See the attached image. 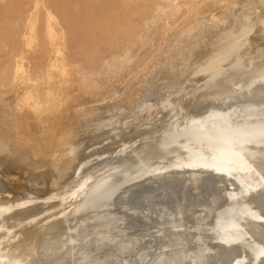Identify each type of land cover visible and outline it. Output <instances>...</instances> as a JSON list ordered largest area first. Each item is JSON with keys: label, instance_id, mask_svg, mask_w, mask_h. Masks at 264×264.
Listing matches in <instances>:
<instances>
[{"label": "water", "instance_id": "1", "mask_svg": "<svg viewBox=\"0 0 264 264\" xmlns=\"http://www.w3.org/2000/svg\"><path fill=\"white\" fill-rule=\"evenodd\" d=\"M199 21L166 120L67 162L0 152V264H264V0Z\"/></svg>", "mask_w": 264, "mask_h": 264}, {"label": "rangeland", "instance_id": "2", "mask_svg": "<svg viewBox=\"0 0 264 264\" xmlns=\"http://www.w3.org/2000/svg\"><path fill=\"white\" fill-rule=\"evenodd\" d=\"M5 1L7 0H0V3H4ZM23 1L29 3L30 6H33L32 15L36 17V19L32 17L34 18V20L31 17V20L30 18L26 19V22L29 25L26 22L24 23V25L25 27H30L31 25L35 24V27L33 26L34 30L33 28H30V30L29 27L25 28L28 47L25 44L26 40L22 39L21 43L18 45V48H14L15 51H18L20 47V50L23 49L20 52V54L23 52L21 54V57L19 56L20 50L18 51V53L15 52V60H17L16 62L18 63V65L17 63L16 65H20V74L16 75L15 72H17L18 69L16 66V70H14L15 68H13V70L10 71V74H8V76L10 77L7 76L8 79L5 80L8 82H3L4 76L7 75V71H0L2 73H0V80L2 78V82L0 81V137L3 133L5 137H7V135L10 133V137L8 136L6 140H8V142L11 144V141H13L11 136H13L16 132V128L14 125L16 118L15 115H13L8 110V107L10 105L9 103L17 102L19 100V94L24 93L27 90L40 89L41 91H46V88L48 89L50 87L58 94V96L52 101V104L56 106V110L51 112L50 114L51 118L53 117L57 120L55 119V121L53 119H50V126H48V128L50 127L52 131L57 130V132H60L58 130H60L59 128H61L60 133L65 134L64 138L66 139H64L65 145L62 144L61 147L55 148L52 146L51 148H41V150L39 149V151L35 152L36 154L34 153L32 159H28L25 162L40 165L65 162L69 160L73 155H75L81 148L108 141L112 136H124V134L134 132L139 130L140 128L152 125V123L155 122L154 120H156L158 116L162 117V115L164 113L166 114L168 110H173L177 105H181L185 97L191 96L196 66L195 60L197 53L196 48L200 24L199 19L201 12V2H203L204 0H199L200 2L198 5V10L197 8H195L196 10H194L193 6H191L189 3L184 4L182 0L181 1L183 3H181V1H178L179 3H181V6L179 10L175 11H171L169 9L171 8V6L175 7V2L177 0L160 1L162 4H160L159 0H146V2H142V0H133V2H129L131 3L129 8H121V6H119L113 0H94L93 5L89 7L90 10L92 9V11H94L95 13L98 10H101L102 12H99L100 15L97 12L95 16V13L91 11V16L88 15L90 13L88 9L87 13L86 11H84L85 13L82 12L81 15H78L79 19H77L80 23V30L77 31V34L71 33V27H69L70 24H68L71 23V20L67 19L69 21L68 22L66 18H68V15H70L68 13H72L73 9H77L76 12L81 11V4H76L73 1L64 4L63 1L60 0H43V4H41V0H39L40 3L38 0ZM35 1H38V4L36 3L37 5H34ZM108 1H112V3ZM57 2H61V4H63L58 5ZM70 3L72 7L70 6ZM97 3L98 5H96ZM109 3L111 5H109ZM167 3H169V6ZM102 4L103 6H101ZM144 4L146 5L144 6ZM38 5L39 7L36 8ZM43 5L45 6L46 11L45 8H43ZM108 5L110 6L109 8H102L105 6L108 7ZM60 6H65L66 9H68L65 10L64 7H61V9ZM146 6L147 8H149V11L147 10ZM95 7H98V10H96ZM143 7H145L146 10H143ZM161 7L163 9H160ZM52 8L55 9L53 10ZM58 8L59 10L61 9L59 12L61 15L58 13ZM110 8H114L113 10L115 14H113L114 12H112L113 10H111ZM104 9L106 11H103ZM161 10L164 11L162 12ZM166 10H168V12ZM142 11L146 13H143ZM138 12L140 13L139 15H137ZM97 14L100 17L102 16V19L97 18ZM56 16L59 17V21ZM89 16H91L92 19L88 18ZM124 17H128L129 19ZM140 17L142 18V20L140 19ZM95 18L97 19V21L95 20ZM133 18L136 21L133 20ZM64 19L67 21V24H65L66 21ZM91 20H93L94 22H92ZM47 21L49 22L47 23ZM95 21L99 22L96 23ZM58 23L60 24L61 28H59V26L55 27L59 25ZM121 25L123 26L122 31L121 29H119ZM128 27H130L129 29L131 30V32L134 27L132 35ZM44 28L46 29V31L44 30ZM49 29H51V31ZM53 29H58L59 31ZM116 30H119L121 34ZM31 31H34V33ZM128 33L129 36H127ZM11 34H9L7 29H3L1 32V55V50H3V47L7 46L8 44L9 46H15L13 43V38H15L16 36H11ZM117 34L120 35L118 36ZM29 36L31 39L29 38ZM54 36H58L59 39L57 37L55 38ZM62 38L64 43L62 44L63 46H60L59 40L62 43ZM29 44H31V46H29ZM59 46L62 49H60ZM56 47H59V51L58 49H56ZM42 51L45 54L47 53L48 57L46 56L47 54H42ZM47 51L50 54L53 52L52 55H50ZM61 53L62 55H59ZM1 55L0 62H3V60L5 59L11 60L8 56ZM23 57L25 60L23 59ZM19 59L21 61H19ZM34 59L37 62H35V64ZM13 60L14 59L12 58V61ZM55 60H57L58 62ZM59 60L62 64L59 62ZM20 62L25 67H23ZM42 62L45 64V66H43L44 64ZM36 64L39 67L36 68ZM69 70L71 71L69 72ZM3 72L6 74H3ZM47 73H51V81L47 79ZM57 73L59 74L57 75ZM44 81L45 84L43 83ZM47 81L48 83H46ZM13 82L15 85L13 84ZM40 82H42L43 85H41ZM62 82L63 86L67 84L65 86L66 88L68 87L67 90L65 87L64 90L61 86ZM7 84L9 85V88ZM29 84L32 88H30ZM39 84L42 87H40ZM38 85L40 88L38 87ZM54 85L58 86V90ZM59 86L61 88V92H59ZM42 88L45 89L43 90ZM62 89L65 93L62 91ZM3 93L5 94V96ZM61 94L63 95V97L61 96ZM3 98L5 99V102ZM5 115L7 118L4 117ZM57 116L60 117L58 118ZM35 122L37 124H35ZM51 122L56 123L53 124ZM30 124L35 125L33 126L35 130L27 133V136H30L28 140H31V138L35 140L36 136H38L36 132H38L40 135L43 134V132L46 133L51 131V129L46 128V125L39 127L40 125L38 124L37 120H31ZM51 124L57 127L54 128ZM42 128L47 129V131L45 129L42 130ZM39 129H41V131L43 132H41ZM66 129L68 130L67 132ZM3 131H5L6 133ZM33 133H36L37 135ZM37 144L38 143H35V145ZM59 148L63 152L60 151ZM55 150L58 151L55 152ZM8 151L10 153L8 155L12 154L11 156L17 157V155L10 152V148L5 152V154H7ZM57 155L60 159L62 158L63 161L62 159L60 160Z\"/></svg>", "mask_w": 264, "mask_h": 264}, {"label": "bare ground", "instance_id": "3", "mask_svg": "<svg viewBox=\"0 0 264 264\" xmlns=\"http://www.w3.org/2000/svg\"><path fill=\"white\" fill-rule=\"evenodd\" d=\"M33 1V0H32ZM39 1V0H38ZM38 1H35L34 2V5L37 3L38 4ZM52 1V0H51ZM56 1V0H55ZM60 1H63V3L64 4H66L67 2H71V1H73L74 3H76V4H81V7H82V10L81 11H79V12H76V10H74L73 8H71V9H73L72 10V13H68V14H70V15H68V18H66V20L68 19V20H71V23H68V24H70V26L69 27H71V33H73V34H77V31L78 30H80V28H79V22H78V15H81V13L82 12H84V11H86V13H87V11H88V9H89V11H90V13L88 14V15H91L92 16V12H94V11H92V9L90 10V8L89 7H91L92 5H93V1L94 0H60ZM97 1V0H96ZM99 1V0H98ZM114 2H116L119 6H121V8H129L130 7V5H131V3H129V2H133V0H113ZM143 1H145L146 2V0H142V2ZM158 1V0H157ZM160 1H164V0H159V2ZM175 1V0H174ZM178 1H181V0H177L175 3H176V5L175 4H173V5H175V7L173 6H171V8L169 9V10H171V11H175V10H179L180 9V6H181V3H183L184 2V4L185 3H189L191 6H193V9L194 10H196L195 8H197V10H198V5H199V0H182L181 1V3H179ZM204 1H207V0H204ZM43 2V0H41V4H43L42 3ZM108 2H110V3H112V1H108ZM165 2H167V1H165ZM177 2H178V4H177ZM39 3H40V1H39ZM53 3H56V2H53ZM58 3V2H57ZM62 3V4H63ZM106 3H107V1H106ZM106 3H105V5H106ZM109 3V5H111ZM140 3V2H139ZM151 3H154V2H151ZM164 3V2H163ZM36 4V5H37ZM61 4V2L60 3H58V5H62ZM156 4H157V2H156ZM159 4V3H158ZM160 4H162L161 2H160ZM168 4V6H169V3H167ZM40 5V4H39ZM39 5L36 7V8H38L39 7ZM57 5V6H58ZM75 5V4H74ZM96 5H98V3L96 4ZM108 5V7L107 6H105V7H102V8H109L110 6ZM139 5V4H138ZM141 5V4H140ZM146 4H144V6H145ZM147 5H148V3H147ZM151 5H153V4H151ZM155 5V4H154ZM56 6V5H55ZM70 6H71V3H70ZM69 6V7H70ZM101 6H103V4L101 5ZM100 6V7H101ZM183 6V5H182ZM62 6H60V8H61ZM64 7V9L65 10H67L66 9V7L65 6H63ZM62 7V8H63ZM72 7V6H71ZM163 7V6H162ZM160 8V9H163V8ZM167 7V6H166ZM43 8H45V6L43 5ZM61 8V9H62ZM75 8V7H74ZM77 8V7H76ZM96 8V7H95ZM94 8V9H95ZM138 8H139V6H138ZM144 9L143 10H146L145 9V7H143ZM146 8H147V6H146ZM34 9H35V7H34ZM50 9V8H49ZM53 9V8H52ZM55 9V8H54ZM53 9V10H54ZM60 9V10H61ZM93 9V10H94ZM111 9V8H110ZM114 8H112L111 10H113ZM149 8H147V10H148ZM167 9V8H166ZM60 10H59V8H58V13L60 12ZM96 10H98V7L96 8ZM110 10V11H111ZM165 10V9H164ZM164 10H161L162 12L164 11ZM32 11H33V6L31 5H29V3H27V2H24L23 0H7V1H5L4 3L2 2V3H0V35H1V32H2V30L3 29H7L8 30V32H9V34H11L12 32V34H11V36H13V35H15L16 37L15 38H13L14 39V41H13V43H14V45L15 46H13V45H11V46H9V44L7 45V46H5V47H3V50H1L2 51V55L1 56H3V55H6V56H8L11 60H8V59H5V60H7V61H5V60H3V62H0V71L2 70H5V71H7V75L6 76H4V81L3 82H8V81H5L6 79H8L7 78V76H8V74H10V71L11 70H13V68H15L17 65H18V63L16 62L17 60H15V55H16V53L15 52H17L18 53V51L20 50V48L18 49V51H15L14 50V48L15 49H17L18 48V45L21 43V41H22V39H24V40H26V31H25V28H28L29 26H27V27H25V25H24V23L26 22V19H29L30 17L32 18V17H34L33 15H32ZM45 11H46V8H45ZM92 11V12H91ZM101 11V10H100ZM99 10L97 11L98 13L100 12ZM103 11H106L105 9L103 10ZM108 11V10H107ZM141 11V10H140ZM139 11V12H140ZM149 11V10H148ZM167 12H168V10H166ZM47 12H48V9H47ZM46 12V13H47ZM68 12V11H67ZM96 12V13H97ZM102 12V11H101ZM100 12V13H101ZM112 12H114V10L112 11ZM138 12V14L137 15H139L140 13ZM143 13H146V12H144V11H142ZM85 13V12H84ZM95 13V12H94ZM93 13V14H94ZM96 13H95V16H96ZM100 13H99V15H100ZM109 13V12H108ZM155 13V12H154ZM49 14V13H48ZM60 14V13H59ZM113 14H115V12L113 13ZM142 14V13H141ZM149 14V13H148ZM161 14V13H160ZM191 14V13H190ZM55 15V14H54ZM61 15V14H60ZM63 15V14H62ZM143 15V14H142ZM58 16V15H57ZM56 16V18H58V21H59V17H57ZM85 16V15H84ZM91 16H89L88 18H90V19H92V17ZM94 16V15H93ZM97 16H98V14H97ZM110 16V15H109ZM108 16V17H109ZM152 16V15H151ZM197 16V15H196ZM41 17V16H40ZM80 17V16H79ZM87 17V16H86ZM105 17V16H104ZM107 17V18H108ZM135 17V16H134ZM145 17V16H144ZM31 18H30V20H31ZM35 19H36V17H34ZM34 18H32L33 20H34ZM53 18V17H52ZM78 18V19H77ZM85 18V17H84ZM97 18H101L102 19V16L100 17V16H98ZM111 18V17H110ZM113 18H115V17H113ZM124 18H127V19H129L128 17H124ZM106 19V18H105ZM140 19L142 20V18L140 17ZM47 20V19H46ZM49 20H51V19H49ZM65 20V19H64ZM65 20V21H66ZM67 20V21H68ZM86 20V19H85ZM95 20L97 21V19L95 18ZM99 20V19H98ZM109 20V19H108ZM133 20H135L134 18H133ZM139 20V19H138ZM137 20V21H138ZM28 21V20H27ZM54 21V20H53ZM67 21H66V23L65 24H67ZM92 22H94L93 20H91ZM95 21V22H96ZM136 21V20H135ZM196 21V20H195ZM31 22V21H30ZM29 22V23H30ZM49 21H47V23H48ZM50 22H52V21H50ZM69 22V21H68ZM83 22V21H82ZM99 22V21H98ZM98 22H96V23H98ZM146 22V21H145ZM156 22V21H155ZM194 22V21H193ZM27 23V22H26ZM34 23H35V21H34ZM54 23V22H53ZM139 23V22H138ZM148 23V22H147ZM28 24V23H27ZM32 24H33V22H32ZM50 24V23H49ZM48 24V25H49ZM59 24V23H58ZM87 24H88V22H87ZM94 24V23H93ZM119 24V23H118ZM140 24V23H139ZM29 25V24H28ZM35 25V24H34ZM34 25H31L30 27H29V29L30 28H33V30H34ZM64 25V24H63ZM96 25V24H95ZM103 25V24H102ZM120 25V24H119ZM133 25H134V23H133ZM200 25V24H199ZM34 26V27H33ZM43 26V25H42ZM59 26V28H61L60 27V24L59 25H57V26H55V27H58ZM130 26H131V24H130ZM44 27V26H43ZM63 27H65V26H63ZM83 27V26H82ZM82 27H81V29H82ZM54 28V27H53ZM107 28V27H106ZM130 27H128V29H129ZM119 29H121V31H122V29H123V26L121 25L120 27H119ZM10 30V31H9ZM27 30V29H26ZM31 30V29H30ZM44 30L46 31V29L44 28ZM50 31H51V29H49ZM53 30H58V29H53ZM52 30V31H53ZM124 30H125V28H124ZM123 30V31H124ZM133 30H134V27H133ZM133 30H132V32H133ZM29 31V30H28ZM59 31V30H58ZM57 31V32H58ZM117 31V30H116ZM126 31H127V28H126ZM129 31L131 32V30L129 29ZM140 31V30H139ZM199 31V30H198ZM5 32V31H4ZM31 32H33L34 33V31H31ZM54 32V31H53ZM56 32V33H57ZM117 32H119V30L117 31ZM132 32H131V35H132ZM135 32V31H134ZM51 33V32H50ZM89 33V32H88ZM120 34H121V32H119ZM124 33V32H123ZM125 33H127V32H125ZM181 33V32H180ZM4 34V33H3ZM32 34V33H31ZM30 34V35H31ZM55 34V33H54ZM119 34V35H120ZM187 34V33H186ZM116 35V34H115ZM118 35V34H117ZM118 35V36H119ZM124 35V34H123ZM138 35V34H137ZM185 35V34H184ZM4 36H6V35H4ZM114 36V35H113ZM117 36V37H118ZM127 36H129V33H128V35ZM2 37V36H1ZM0 37V38H1ZM51 37V36H50ZM55 37V36H54ZM58 39H59V37L58 36H56ZM55 37V38H56ZM121 37V36H120ZM134 37V36H133ZM199 37V36H198ZM29 38H30V36H29ZM28 38V39H29ZM114 38V37H113ZM119 38V37H118ZM7 39V38H6ZM31 39V38H30ZM54 39V38H53ZM117 39V38H116ZM23 40V41H24ZM130 40V39H129ZM114 41V40H113ZM138 41V40H137ZM26 43V46L28 47V40H26L25 41ZM30 42H31V40H30ZM33 42V41H32ZM35 42V41H34ZM127 42V41H126ZM5 43V42H4ZM3 43V44H4ZM38 43V42H37ZM64 42H63V38H62V43L60 42V40H59V44H60V46L63 44ZM106 43V42H105ZM198 43V42H197ZM7 44V43H6ZM43 44V43H42ZM104 44V43H103ZM107 44V43H106ZM105 44V45H106ZM115 44V43H114ZM124 44V43H123ZM138 44H140V43H138ZM29 46H31V44H29ZM43 46V45H42ZM57 46V45H56ZM59 46V47H60ZM63 46V45H62ZM109 46V45H108ZM38 47H39V45H38ZM58 47V48H59ZM117 47V46H116ZM126 47V46H125ZM25 48V47H24ZM30 48V47H29ZM57 47H56V49H58ZM99 48V47H98ZM102 48V47H101ZM111 48V47H110ZM1 49V48H0ZM31 49V48H30ZM33 49V48H32ZM55 49V48H54ZM60 49H62L61 47H60ZM21 50H23V49H21ZM21 50L19 51V54H20V52H21ZM24 50H26V49H24ZM52 50V49H51ZM76 50V49H75ZM98 50V49H97ZM57 51V50H56ZM58 51H59V49H58ZM96 51V50H95ZM100 51V50H99ZM37 52V51H36ZM35 52V53H36ZM43 52V51H42ZM48 52V51H47ZM67 52V51H66ZM107 52V51H106ZM127 52V51H126ZM23 53V52H22ZM21 53V54H22ZM29 53H30V51H29ZM34 53V52H33ZM49 53V52H48ZM53 53V52H52ZM52 53L50 54V55H52ZM54 53H56V52H54ZM58 53V52H57ZM95 53V52H94ZM21 54L19 55L20 57H21ZM42 54H45L44 52L42 53ZM47 54V53H46ZM45 54V55H46ZM80 54V53H79ZM98 54V53H97ZM197 54V53H196ZM25 55V54H24ZM23 55V56H24ZM27 55V54H26ZM40 55H41V53H40ZM59 55H62V53L61 54H59ZM58 55V56H59ZM81 55V54H80ZM80 55H78V56H80ZM17 56H18V54H17ZM47 57H48V54L46 55ZM57 56V55H56ZM77 56V57H78ZM19 57V58H20ZM26 57V56H25ZM41 57V56H40ZM54 57H55V55H54ZM74 57V56H73ZM12 58L14 59L13 61H12ZM27 58V57H26ZM59 58H61V57H59ZM92 58V57H91ZM21 59V58H20ZM19 59V61H21ZM23 59H24V57H23ZM29 59V58H28ZM56 59H58V58H56ZM81 59V58H80ZM25 60V59H24ZM46 60V59H45ZM48 60H49V58H48ZM48 60H47V62H48ZM68 60V59H67ZM66 60V61H67ZM55 61H57V60H55ZM87 61V60H86ZM94 61V60H93ZM35 62H36V60L34 59V64H35ZM58 62V61H57ZM59 62H60V60H59ZM16 63H17V65H16ZM37 63V62H36ZM43 63V62H42ZM51 63V62H50ZM49 63V64H50ZM61 63V62H60ZM20 64L22 65V63L20 62ZM40 64H41V62H40ZM44 64V63H43ZM62 64V63H61ZM66 64V63H65ZM47 65V64H46ZM67 65V64H66ZM80 65V64H79ZM20 66V65H19ZM19 66H17V72H15L16 73V75H18V74H20V70H19ZM23 66V65H22ZM43 66H45V64L43 65ZM56 66V65H55ZM76 66V65H75ZM23 67H25V66H23ZM36 68L37 67H39V66H37V64H36V66H35ZM34 67V68H35ZM53 67H54V65H53ZM58 67V66H57ZM64 67V66H63ZM56 68V67H55ZM43 69V68H42ZM65 69H66V67H65ZM71 69V68H70ZM75 69V68H74ZM14 70H16V68L14 69ZM76 70V69H75ZM59 71H61V70H59ZM58 71V72H59ZM63 71H65V70H63ZM71 70H69V72H70ZM50 72V71H49ZM79 72V71H78ZM1 73V72H0ZM12 73V72H11ZM66 73H67V71H66ZM66 73H65V75H66ZM2 74V73H1ZM3 74H6V73H4L3 72ZM35 74H36V70H35ZM39 74V73H38ZM59 73H57V75H58ZM61 74V73H60ZM71 74H73V73H71ZM15 75V74H14ZM34 76V75H33ZM68 76V75H67ZM8 77H10V76H8ZM15 77V76H14ZM51 73H47V79L49 80V81H51ZM56 77V76H55ZM59 77H60V75H59ZM62 77V76H61ZM89 77V76H88ZM179 77V76H178ZM33 78V77H32ZM43 78V77H42ZM66 78V77H65ZM68 78V77H67ZM72 78V77H71ZM77 78V77H76ZM185 78V77H184ZM17 79V78H16ZM61 79H63V78H61ZM27 80V79H26ZM37 80V79H36ZM92 80V79H91ZM1 82H2V78H1V80H0ZM70 81V80H69ZM12 82V81H11ZM16 83V82H15ZM41 83V85H43L42 84V82H40ZM44 84H45V81L43 82ZM46 83H48V81L46 82ZM78 83V82H77ZM13 84H14V82H13ZM12 84V85H13ZM8 85V84H7ZM15 85V84H14ZM34 85V84H33ZM32 85V86H33ZM40 85V84H39ZM39 85H38V87H39ZM40 85V87H42ZM67 85V84H66ZM65 85V86H66ZM3 86H5V85H3ZM29 86H30V84H29ZM54 86H56V85H54ZM62 87H63V89L65 90V86H63V82H62V85H61ZM39 87V88H40ZM52 87V86H51ZM58 86H56V88H57ZM65 87V88H64ZM88 87V86H87ZM8 88H9V85H8ZM29 88V87H28ZM30 88H32L31 86H30ZM29 88V89H30ZM35 88H37V87H35ZM46 88V87H45ZM45 88H42L43 90L45 89ZM68 88V87H67ZM67 88H66V90H67ZM60 86H59V92H61L60 91ZM62 89V91L64 92V90ZM8 90V89H7ZM26 90V89H25ZM57 90H58V88H57ZM70 90V89H69ZM67 92V91H66ZM87 92V91H86ZM65 93V92H64ZM64 93H62V94H64ZM69 93V92H68ZM92 93V92H91ZM4 94V93H3ZM60 94V93H59ZM61 94V96L63 97V95ZM85 94V93H84ZM88 94V93H87ZM20 96H19V100L17 101V102H11V103H9L10 105H9V107H8V110L13 114V115H15V122H14V125H15V128H16V132H15V134L13 135V136H11L12 137V140L13 141H11L12 143L10 144L9 142H8V140H6V138L9 136V134L7 135V137H5L4 136V133L2 134V136L0 137V152L1 153H4L5 154V152L7 151V150H9V148H10V152H12L13 154H15V155H17V157H14V158H16V159H18V160H20V161H27L28 159H32V157L34 156V153L35 152H37V151H39V149L41 150V148H46V147H50L51 148V146L52 147H61L62 146V144H64L65 145V141H64V135L65 134H63V133H60L61 132V128H59L60 130H58V131H60V132H57V130L55 131V130H53L52 131V129L49 127L48 128V126H50V119H53V120H55L53 117L51 118L50 117V114H51V112H53V111H55L56 110V106H54L53 104H52V101L58 96V94H57V92L55 91V90H53V89H51L50 87L47 89L46 88V91H41L40 89H34V90H32V89H30V90H27L26 92H24V93H21V94H19ZM74 95V94H73ZM4 96H5V94H4ZM12 96V95H11ZM70 96V95H69ZM188 96V95H187ZM72 97V96H71ZM190 97V96H189ZM189 97H183L184 99H183V101H182V103L181 104H183ZM4 99V98H3ZM16 99V98H15ZM58 101V100H57ZM4 102H5V99H4ZM63 105V104H62ZM180 105H177L173 110L172 109H170V110H168V112L165 114H163L162 115V117H159L158 115V117L156 118V120H154L155 122H153L152 124H156V123H158L159 121H162V120H166L170 115H172L173 114V112L175 111V109H177L178 107H179ZM62 110V109H61ZM61 110H59V111H61ZM2 112V111H1ZM5 112V111H4ZM163 113V112H162ZM5 114H7V113H5ZM59 114V113H58ZM62 114V113H61ZM67 114V113H66ZM161 114V113H160ZM2 115V114H1ZM8 115H10V114H8ZM54 115H55V113H54ZM52 116V115H51ZM4 117H6V115L4 116ZM58 117V116H57ZM60 117V116H59ZM58 117V118H59ZM3 118V117H2ZM7 118V117H6ZM13 119V118H12ZM2 120V119H1ZM31 120H37V122H38V124L40 125L39 127H42L43 125L45 126H47L46 128H48V129H51V131L50 132H46V133H44L43 131H41V129H39L41 132H43V134H40L39 135V133L38 132H36L37 134H38V136H36V138H35V140H33L32 138H31V140H28V138L30 137H28L27 136V133L28 132H30V131H32V130H35L34 128H33V126H35V125H33V124H30V121ZM57 120V119H56ZM55 120V121H56ZM67 120V119H66ZM3 121V120H2ZM51 123H53V122H51ZM56 123V122H55ZM55 123H53V124H55ZM58 123H60V122H58ZM4 124V123H3ZM9 124H11V123H9ZM35 124H37L36 122H35ZM7 125V124H6ZM52 125V124H51ZM61 125V124H60ZM37 126V125H36ZM54 128L55 127H57V126H54V125H52ZM11 127V126H10ZM59 127V126H58ZM63 128V127H62ZM66 128V127H65ZM45 129V128H44ZM43 128H42V130H44ZM140 129H144V128H140ZM139 129V130H140ZM46 131H47V129H45ZM14 131V130H13ZM68 130L66 129V132H67ZM3 132H5V131H3ZM34 132V131H33ZM40 132V133H41ZM65 132V131H64ZM0 133H1V131H0ZM6 133V132H5ZM8 133V132H7ZM36 133H33V134H35V135H37ZM127 134H129V133H127ZM127 134H124V135H127ZM33 136V135H32ZM120 136V135H119ZM10 137V136H9ZM34 137V136H33ZM71 137V136H70ZM110 137V136H109ZM114 138H117L116 136H112L111 137V139H109V140H113ZM66 140V139H65ZM107 140V139H106ZM37 141V142H36ZM26 142H28V143H26ZM70 142V141H69ZM35 143H38L37 145H35ZM97 144H100V143H97ZM97 144H94V145H97ZM53 149V148H52ZM67 149V148H66ZM81 149H85V148H81ZM80 149V150H81ZM43 150V149H42ZM59 150H60V148H59ZM58 150H55V152H57ZM60 151H62V150H60ZM47 152V151H46ZM63 152V151H62ZM53 153H54V151H53ZM7 154H10L9 153V151H8V153ZM6 154V155H7ZM36 154V153H35ZM60 154V153H59ZM64 154V153H63ZM68 154V153H67ZM12 155V154H11ZM10 155V156H11ZM40 155V154H39ZM38 155V156H39ZM49 155V154H48ZM45 156V155H44ZM58 156V155H57ZM66 156H68V155H66ZM13 157V156H12ZM36 158H37V155H36ZM39 158V157H38ZM41 158H43V157H41ZM45 158V157H44ZM54 158V157H53ZM56 158V157H55ZM58 158H59V156H58ZM57 158V159H58ZM67 158V157H66ZM34 159V158H33ZM60 159V158H59ZM62 159V158H61ZM60 159V160H61ZM45 160V159H44ZM59 160V161H60ZM64 160H65V158H64ZM57 161V160H56ZM58 161V162H59ZM62 161H63V159H62ZM46 162V161H45ZM54 162V161H53ZM65 162H67V161H65ZM29 163V162H28ZM33 164V163H32ZM50 164H52V163H50ZM35 165H37V164H35ZM40 165V164H39Z\"/></svg>", "mask_w": 264, "mask_h": 264}]
</instances>
